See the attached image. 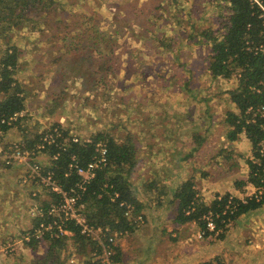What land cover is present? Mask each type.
<instances>
[{"label":"rangeland","instance_id":"1","mask_svg":"<svg viewBox=\"0 0 264 264\" xmlns=\"http://www.w3.org/2000/svg\"><path fill=\"white\" fill-rule=\"evenodd\" d=\"M159 1L161 0H105L99 3L98 0H73L83 14L91 17L92 23L99 31L101 40L95 44L94 49L111 50L107 59L116 72V78L113 82L111 79L104 89L100 88L96 96L88 95L85 90L92 84L83 81L81 77L89 71L87 68L89 61L84 65L82 63L87 60L83 54L87 55L91 50L68 51L66 47L74 44V40L71 39L73 32H67L65 39L55 37L54 40L46 26L22 20L11 31V37L12 42L23 49L22 54L26 61L16 73L20 86L28 97L26 117L23 116L25 117L23 124L28 126L26 131L36 134L51 124H57L81 138L88 137L98 130H107L113 136L130 135L136 148L134 149L136 159L139 158L140 162L130 175V181L139 179L134 183L136 187H131V190L140 196L146 194L147 189L144 188H147L149 179L151 182L154 180L157 188L163 190L165 187H172L169 178H173L177 173H183L180 177L187 178L190 174L193 175L200 202L209 204L212 189L220 188V184L223 183L234 186L237 191L244 190V195L237 197L240 201L245 200L244 203L247 201L246 197L254 196L255 200H260L262 188H257L248 181L249 172L252 170L250 163H257L259 159L254 157L251 144L245 138L239 135L235 140L228 141L226 136L229 130L225 121L227 111L234 110L235 107L229 102L230 99L225 92L235 85L234 79H214L207 75L204 60L208 51L206 52L203 44L193 50L183 48L180 53L181 65L176 63L174 66L169 63L167 71L161 68V62L170 59V54L155 56L154 46L141 48L142 40L139 36L136 40L131 38V27H137V24L136 18L131 16L129 5L136 4L137 12L145 4L146 12L157 14L159 10L155 3ZM189 1L179 0V3L189 4ZM206 1L209 9L202 11L203 2L194 0L191 22L197 23L201 28L217 29L220 26L219 22L225 20L220 14L221 9L222 13L226 14L224 6L219 8L217 4H223L224 1ZM165 22L167 20L162 24ZM181 28L175 36L190 29L186 20H183ZM139 33L144 31L141 29ZM105 39L106 43L103 42ZM0 44L5 46L3 40ZM143 54L152 55L146 62H151L154 70L148 65L138 70L132 69L131 64L135 63L132 60L135 59L140 64ZM57 57L61 59L54 63V58ZM156 58L159 59L158 63ZM135 72L139 73L140 78L134 76ZM160 73L165 74L167 79L159 81ZM54 76L57 82L54 85H47L46 81ZM74 76H79L83 83L72 81L71 77ZM120 83L130 87L125 90L120 88L122 87ZM60 88L62 89L59 96L44 94L52 91L58 93ZM105 92L106 95L103 97ZM95 97H98L99 101ZM132 110L135 113H131ZM48 112L53 116H47ZM19 132L20 129L13 127L2 138L0 137V150H7L12 143L20 141ZM200 135L203 136L202 140ZM163 143L167 148H164ZM261 147L264 149V139ZM41 158V162L46 165L49 158L42 154ZM221 162L222 164L218 165ZM161 172L167 177L165 182L155 176ZM213 173L220 184L204 178L213 176ZM23 176L24 169L16 166L0 173V242H2L0 246L13 243L14 247L12 251H0V264H30L31 260L47 246L43 240L36 250H32L26 246V240L23 239L36 209L47 195L41 185L24 183ZM32 190H36L38 197L31 194ZM152 191L148 189V193L153 194ZM229 194L233 196L232 192ZM138 200L141 201L139 198ZM147 201L158 200L147 197ZM135 211L142 215L143 222L138 226L131 224L135 231L142 233L145 215L134 206ZM173 211L175 213L176 208ZM255 213L256 211L243 213L238 222L235 221L236 218L228 219L222 228L219 227L221 229L219 233H207L202 237L197 236L201 227L196 221H192L191 227L180 233L184 238L187 235L183 245L177 238L178 230L172 231V234L168 232V239L171 242L165 250L167 263L175 260L172 264H264L256 252L264 250V245L260 244L262 249L256 246L261 236L257 237L254 234L257 226ZM222 232L223 236L219 237ZM175 233L177 236H174ZM121 240L130 241L131 232L122 233L114 247L119 248ZM66 242L64 253L83 257V254L76 253L74 241L67 239ZM192 243L201 245L197 250L193 247L195 249L193 250ZM85 250V255L92 256L91 253L95 249L92 251L87 245ZM126 251L127 248L124 250L121 248L120 258ZM188 251L190 256L187 254ZM115 252L113 250L107 264H115L111 262ZM149 259L148 251L141 262L147 263Z\"/></svg>","mask_w":264,"mask_h":264},{"label":"trees","instance_id":"2","mask_svg":"<svg viewBox=\"0 0 264 264\" xmlns=\"http://www.w3.org/2000/svg\"><path fill=\"white\" fill-rule=\"evenodd\" d=\"M98 1L102 3L105 0ZM222 1H224L223 4L218 2L216 4L219 8L224 6L226 14L222 13V9L220 14L225 20L219 22L220 26L217 29L212 27L209 29L201 28L197 23L191 22L194 0H190L189 4L187 2L179 3V0H161L155 3L159 10L157 14L146 12L145 4L138 9V13L136 12L138 7L136 4L133 3L135 6L129 5L131 16L136 18L137 24V28L131 27V38L136 40L139 36L142 40L140 42L141 48L145 45L154 46L156 48L155 56L170 54V59L161 62L162 69L169 71V63L174 66L176 63L179 65L181 63L180 53L183 48L193 50L196 46L203 44L206 47V52L208 51L204 60L206 61L204 70L207 75L214 79H234L235 82V85L225 92L230 99L229 102L235 107L234 110L227 111L225 121L229 130L226 136L228 141L235 140L239 135L243 136L251 144L254 157L259 159L257 163H250L252 170L249 172L248 181L255 187L262 188L260 200H255L254 196L247 198L245 203L235 199L237 200V207L232 213L229 209L225 210L226 200L230 195L228 192L215 195L209 204L200 202L195 179L190 174L175 187L173 195L177 200V206L174 221L179 224L196 221L201 229L205 228L202 216L208 211L214 215L216 227L219 228L228 219H235L239 215L264 204V173L262 172L264 149L261 147L264 139V115L259 112L252 113V111H256V108L264 106V18L261 7L255 2L250 0ZM258 1L264 7V0ZM201 2L204 4L202 11H208V2L205 0H201ZM22 20L33 21L42 27L46 26L50 29L48 33L53 39L55 37L65 39L67 32H73L71 39L74 40V44L66 47L68 51L70 49L77 52L91 50L87 55L83 54L87 60L82 63L84 65L85 62L89 61L87 66L89 71L86 72L85 70L86 73L81 76L83 81L86 80L92 84L90 88L85 90L88 95L96 96L100 88L104 89L111 79L113 82V79L116 78V72L107 59L111 51L110 48L107 47L108 51L94 49L95 44L101 40L99 31L92 23L91 17L83 14L73 0H0V41L3 40L5 44V46L0 44V137L2 138L11 128L17 127L20 129L18 138L23 140V147L35 149L40 135L26 131L28 126L23 124L28 97L16 77L19 67L26 62L25 56L22 54L23 49L12 42L11 37V31ZM165 20L167 22L162 24ZM183 20L188 22L190 29L186 32L180 30L182 32L175 36L178 29H182ZM133 25L135 24L133 23ZM141 29L144 33H139ZM59 33L62 34L59 35ZM103 42L106 43L107 39ZM151 56V54L148 56L143 54L140 64L133 59L132 61L135 63L131 64L132 69L138 70L144 65H148L154 70L152 63L146 62V59ZM60 59L59 57L54 58V63ZM112 59L114 58L112 57ZM155 60L158 63L159 59L156 58ZM134 76L140 78L138 72H135ZM165 76V74L160 73L158 75L159 81L167 79ZM71 79L75 82L80 81V84L83 83L79 76L71 77ZM56 82L57 80L53 84ZM120 85L122 86L120 88L125 90L130 87L126 84L120 83ZM61 89L58 93L52 91L44 94L56 97V95H60ZM107 89L109 90V88ZM105 95L106 92L103 97ZM95 99L98 100L99 98L95 97ZM249 107L252 111L248 110ZM20 111L24 112L22 117H17L14 120L9 119L14 113ZM23 116L25 117L23 118ZM62 134L63 137L57 139L56 145L46 146L44 155L49 159L46 165L42 163V172L50 171L60 186L68 188L78 179L74 172L69 174L70 157L75 155L79 164L83 166L96 153V144L102 143L106 149V162L95 168V175L83 192L82 202L85 217L89 224L105 227L110 231H134L133 225L124 216L126 209L124 204L132 203L136 210L142 208V201L139 202L138 200L139 195L131 190L134 184L130 181V175L138 160L130 135L113 136L107 130H98L88 137L81 138L78 136L75 141L72 137V134L75 133L70 132V130L63 129ZM63 138H66V141ZM200 138L202 140L203 136L200 135ZM54 156L57 158L54 159ZM67 172L68 174L65 175ZM33 184L40 185V182L35 180ZM153 184H147V187L154 190L157 184ZM162 193H166V191H160L158 195ZM47 194L50 193L47 192ZM36 196L38 197V195ZM218 196L220 199L217 198ZM36 199L38 200V198ZM56 199L57 197L52 194L51 200L46 198L41 202L39 205L41 212L34 215L30 232L37 228L40 222L47 224L57 219L47 213L49 203ZM193 205L194 209L186 213L188 208ZM217 214L218 216H216ZM65 225V229L69 232L68 235L54 236L56 229L53 228L52 232H45L42 238L31 237L29 241L25 242L26 246L32 250H36L43 240L46 241L47 245L42 253L31 260L30 264L68 263L71 255L64 253L67 239L74 241L77 248L76 253L83 254V262L103 264L100 258L101 248L96 245V241L80 234V228L72 222H67ZM222 236L223 232L219 234V237ZM87 245L91 247L92 251L95 249V256L85 255ZM113 249L116 252L111 262L118 263L121 260L119 248L113 247Z\"/></svg>","mask_w":264,"mask_h":264},{"label":"built area","instance_id":"3","mask_svg":"<svg viewBox=\"0 0 264 264\" xmlns=\"http://www.w3.org/2000/svg\"><path fill=\"white\" fill-rule=\"evenodd\" d=\"M251 2L257 3L262 9V16L264 18V7L260 4L258 0H250ZM249 111H252L251 107L248 108ZM261 115H264V106H260L256 108V111ZM23 111L19 113H14L10 116V120L17 119V117H22ZM3 122V120H2ZM63 129L62 126L59 125H49L43 128L38 134L39 140L35 145V149L25 148L23 147V140L12 143V145L7 150H0V165L3 167H19L24 169V176L22 181L24 183L33 184L35 180L40 182V185L45 189V193L49 192L45 197L48 200H51L52 194L57 197L55 201H51L47 207V213L49 215L55 216L53 222H49L44 224V222H40L37 228H34L33 231L30 232L32 226L25 232L24 240L29 241L31 237L36 239L42 238L45 232H52L53 228L54 236L68 235V231L64 226L67 222H72L74 225L80 228V234L91 238L96 241V245H99L101 248V263L107 264L110 261V258L113 254V247L117 238L124 233L125 231H110L108 228L101 226H94L87 222V219L84 214V204L82 202V195L85 191L86 185L91 181V179L95 175V168L102 166L106 162V149L104 145L98 142L95 146V154L85 165L79 164L75 155L70 157V161L68 163L69 174L74 172L75 175L78 176V179L71 184L68 188H63L60 186L53 178L50 171L43 173L42 172V163L41 162V154L44 155L46 146L48 145H56L57 139H61L63 137ZM73 140H77L78 136L76 134H72ZM66 141V138H63ZM57 156H54V159ZM262 172L264 173V164L262 165ZM68 172L65 174L67 175ZM31 193V191H30ZM32 195H37L36 190H32ZM250 198V197H246ZM257 198V196H255ZM220 199V197H218ZM235 199H238L235 196L229 195L226 200L225 210H230L232 213L236 207L237 203ZM239 200V199H238ZM244 202L245 200H241ZM41 205V204H40ZM122 205V203H121ZM125 212L124 216L128 219L129 222L138 226L143 222V217L140 213L134 212V206L132 204H124ZM194 209V205L189 207L186 213ZM41 212V209H36L34 215ZM134 212V213H133ZM218 216V214L216 215ZM205 222V228L198 231L197 236L202 237L207 233H219L220 228L216 227L214 221V215L212 212L208 211L206 214L202 216ZM55 222V223H54ZM222 222H224L222 220ZM225 223V222H224ZM54 224V225H53ZM51 234V233H50ZM52 235V234H51ZM13 243H5L0 246V251L9 250L12 251L14 249ZM92 256H95V252L91 253ZM69 264H87L83 262L82 257L79 256H71L68 259Z\"/></svg>","mask_w":264,"mask_h":264},{"label":"crops","instance_id":"4","mask_svg":"<svg viewBox=\"0 0 264 264\" xmlns=\"http://www.w3.org/2000/svg\"><path fill=\"white\" fill-rule=\"evenodd\" d=\"M134 40H135V38H134ZM145 47H148V46L145 45L144 48ZM54 78H55V76H54ZM54 78H49L46 81L47 85H54L53 83H54V81H56V78L55 79ZM52 99H54V98H51V100ZM131 113H135V111L132 110ZM47 116L52 117L53 114L51 112L50 113L48 112ZM134 117H136V116H134ZM240 137L244 138L243 136H240ZM163 145H165V143H163ZM164 148H167V146L165 145ZM137 160H139V158H137ZM137 164L139 165L140 162L138 161ZM221 164H222V162L218 163V165H221ZM227 167L229 168L230 166L228 165ZM5 169L7 170L6 167H3L0 165V173L5 171ZM179 172H181L180 167H179ZM180 175H183V173H181V174L177 173V174H175V176L173 178H171V179L169 178L170 182L172 183L171 188L165 187V189L160 190L156 186L155 189L152 191L153 194L148 193V189H149L148 187L144 188L145 190L147 189V191H145L146 194H142V196L139 195V197H138L142 202H144L143 204L141 203L142 208L140 209V210H142V212L145 215V221H144V225H143L144 230L142 231V233H140V231H138V230L137 231L134 230L133 232H131V240L130 241L121 240L119 242V246L121 245L119 247L120 252H121V248L123 250H124V248H127V251L125 253H123V256L121 257L122 260L118 263H115V264H172L175 262V260H173L172 262H168V263L166 261L167 254H166L165 250L167 247H169V242H171L168 239V232H171V234H172V231L175 232V230H178L179 236H177L176 233H175L176 235H174V236H177V238L180 240V243H182V245H183L185 240L187 239L186 238L187 235L184 238V237H181L180 233L182 231H187L188 228L191 227V225H192V223H190V222L179 224L173 220L174 219L173 216L175 215L173 210H175V208L177 206V202L175 201L176 199L174 198L173 193L175 191V187L178 184H180L186 178V177L184 178V176L180 177ZM152 176H154V175H152ZM155 176L159 177V180H161L162 182H165V180L167 179L165 173H162V172L155 175ZM204 178L205 179L208 178L207 180L211 181L213 183L220 184L219 181L217 182L218 178L215 176L214 173H213V176H211V177L207 176ZM136 181L138 182L139 179L135 178V179L131 180V183L132 184L137 183ZM150 181L151 180L149 179L147 184L155 183V182H153L154 180H152V182H150ZM132 187L134 188V187H136V185H134ZM172 188H174V189L171 191ZM160 191H162V192L166 191V193H162V194L158 195ZM212 192H213L212 198L215 197V195H217V194L226 193V192H229V193L232 192L233 196H235V197H240V196L242 197L244 195V193H243L244 190L237 191V189L234 186L231 187L229 184H225V183L220 184V188H213ZM156 195H158V196H156ZM147 197L156 198L159 201H147ZM212 198H211V200H212ZM251 211H256L255 214L257 215L256 216L257 226L255 228L254 234L257 237L261 236V239L259 240V244L256 243V246L260 247L261 243H262L261 245H264V204L260 207H257L256 209L250 210L246 213H249ZM246 213H244V214H246ZM242 215L243 214L239 215V217H237L235 221L238 222V219ZM167 220H168V222H166ZM30 223L31 224L28 228H30L32 226V219H31ZM169 230H171V231H169ZM226 238H228V235L226 236ZM1 243L2 242H0V244ZM199 245H201V244L200 243H195V244L192 243L191 249L197 250ZM193 247H195V249ZM148 251L150 252L149 262H147V263L141 262V260H143V258H144L145 252L147 253ZM256 252H257V255H258L257 257L259 258V260L264 261V250H257ZM187 254L189 256L191 255L189 253V251L187 252ZM207 255H208V253H207Z\"/></svg>","mask_w":264,"mask_h":264}]
</instances>
